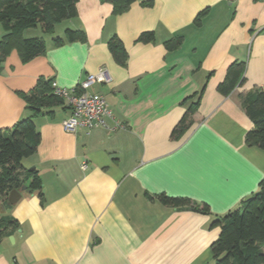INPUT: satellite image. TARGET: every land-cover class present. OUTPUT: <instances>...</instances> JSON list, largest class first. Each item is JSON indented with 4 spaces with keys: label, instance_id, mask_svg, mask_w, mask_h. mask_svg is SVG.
<instances>
[{
    "label": "crops",
    "instance_id": "0c3cea01",
    "mask_svg": "<svg viewBox=\"0 0 264 264\" xmlns=\"http://www.w3.org/2000/svg\"><path fill=\"white\" fill-rule=\"evenodd\" d=\"M153 1L116 14L109 0H79L78 15L48 37L39 27L24 31L44 37V54L22 62L14 49L2 63L0 128L31 115L24 94L40 77L73 87L101 67L110 81L91 90L123 126L67 131L65 103L35 116L41 141L23 165L37 170L43 196L22 191L1 206L20 226L3 237L0 264H213L221 229L212 221L258 190L264 149L246 142L253 121L242 95L264 85V0ZM67 28L85 38L55 45ZM144 31L154 38L138 40ZM115 34L125 64L109 49ZM177 36L182 43L168 48ZM233 62L244 63L243 81L223 95L218 85ZM191 102L188 127L172 138ZM161 193L207 203L210 212L165 205Z\"/></svg>",
    "mask_w": 264,
    "mask_h": 264
},
{
    "label": "trees",
    "instance_id": "16d2710c",
    "mask_svg": "<svg viewBox=\"0 0 264 264\" xmlns=\"http://www.w3.org/2000/svg\"><path fill=\"white\" fill-rule=\"evenodd\" d=\"M79 0H0V22L4 33L0 39V69L12 50H17L21 61L28 62L46 52L47 46L43 36L25 37L24 31L39 27L44 33H53L55 25L63 20L78 15ZM113 3L114 13L126 11L138 0H109ZM153 0H141L144 6H152ZM207 12L200 11L196 22ZM85 33L80 29L67 28L65 37L54 36V44L65 41L73 42L84 39ZM154 38L153 31H144L138 40L149 41ZM183 37L168 39V48H177ZM113 57L125 64L128 52L122 40L115 34L108 41ZM244 63L233 62L226 71L225 78L218 85L221 94L226 95L243 81ZM53 79L40 77L36 84L24 94L28 115L10 127L0 128V208L7 203L9 194L20 189L29 181L28 188L39 190L43 196V182L37 170H26L23 160L36 153L41 141V133L35 123V116L53 114L54 108L64 105V100L53 93ZM191 102L183 117L173 128L171 137L176 138L188 127L195 108ZM242 105L246 114L253 121V127L246 134L250 146L264 149V85L242 95ZM67 108V106L65 107ZM252 198L242 202L220 217H215L213 226H219L218 238L211 244L213 264H264V178ZM159 200L169 206L187 207L209 213L207 203L197 204L189 197L159 195ZM19 221L11 216L0 214V244L3 237L19 228Z\"/></svg>",
    "mask_w": 264,
    "mask_h": 264
},
{
    "label": "built area",
    "instance_id": "2783aa9c",
    "mask_svg": "<svg viewBox=\"0 0 264 264\" xmlns=\"http://www.w3.org/2000/svg\"><path fill=\"white\" fill-rule=\"evenodd\" d=\"M109 81L110 77L105 67H101L95 73H88L73 87H62L55 80L52 81L53 93L64 100L70 111V115L62 122L65 130L75 132L85 128L89 131L95 126L115 130L123 126L107 107L105 96L91 90L93 85ZM108 119L112 124H109ZM86 167L87 163L84 162L83 168Z\"/></svg>",
    "mask_w": 264,
    "mask_h": 264
},
{
    "label": "water",
    "instance_id": "95a60500",
    "mask_svg": "<svg viewBox=\"0 0 264 264\" xmlns=\"http://www.w3.org/2000/svg\"><path fill=\"white\" fill-rule=\"evenodd\" d=\"M31 189L28 188V185H24L22 186L20 189H14L11 191V193L9 194L8 196V199H7V203L8 204H15L16 202H18L22 196V191H30ZM252 194L248 195L247 197L244 198V201H247L249 199L252 198ZM3 208L5 207L4 204L1 205ZM10 240L13 241L14 240V237L13 236H10ZM2 245H0V249H2Z\"/></svg>",
    "mask_w": 264,
    "mask_h": 264
},
{
    "label": "rangeland",
    "instance_id": "374dc122",
    "mask_svg": "<svg viewBox=\"0 0 264 264\" xmlns=\"http://www.w3.org/2000/svg\"><path fill=\"white\" fill-rule=\"evenodd\" d=\"M56 27H58V26H56ZM56 27H55V28H56ZM31 29H33V28H31ZM56 29H57V28H56ZM56 32H58V31H57V30H55V33H56ZM40 35H46L47 37L49 36V34H45L44 32H41V34H40ZM52 36H53V35H52ZM23 162H24L25 164L27 163V162H26V158L24 159V161H23ZM31 167H32V166H31ZM28 168H29V167H28Z\"/></svg>",
    "mask_w": 264,
    "mask_h": 264
}]
</instances>
